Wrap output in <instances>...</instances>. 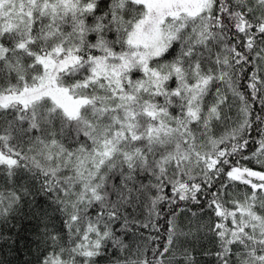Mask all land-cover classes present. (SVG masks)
Masks as SVG:
<instances>
[{"label":"snow or ice","instance_id":"obj_1","mask_svg":"<svg viewBox=\"0 0 264 264\" xmlns=\"http://www.w3.org/2000/svg\"><path fill=\"white\" fill-rule=\"evenodd\" d=\"M0 264H264V0H0Z\"/></svg>","mask_w":264,"mask_h":264}]
</instances>
